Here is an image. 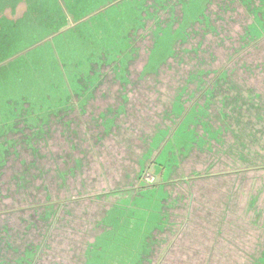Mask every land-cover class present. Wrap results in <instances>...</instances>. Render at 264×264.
<instances>
[{
  "label": "flooded vegetation",
  "instance_id": "af4514ba",
  "mask_svg": "<svg viewBox=\"0 0 264 264\" xmlns=\"http://www.w3.org/2000/svg\"><path fill=\"white\" fill-rule=\"evenodd\" d=\"M253 58L256 57H251V60ZM257 58L261 62L262 57ZM238 73L246 80H240L243 85L230 88V95L234 93L245 98L249 85H254L261 92L253 94L252 102L259 105L257 112L255 106L250 105L253 109L245 108L233 118L238 120V124L233 128L247 132L252 139H244L246 146L234 147L229 152V158L222 157L223 164L213 166L210 171L209 168H203L201 175L189 174L186 165L169 176H166L165 168L158 169L154 161L167 140L163 139L154 152H149V143L154 133H158L155 124L169 126L174 125V122L167 119L166 112L169 107L162 115V105L157 101H153V105L145 98H130V109L123 108L124 114L118 120L112 121V124L105 122V128L101 121L96 119L99 111L96 115L89 112L88 116L91 118L83 119L74 126H70L69 121L66 122V131H61L74 134L75 139L67 138L68 149L64 155L46 150V142L36 140L33 145L34 154L25 157L30 159L19 157L15 160L19 166L15 163V167L12 165V171L5 176L6 183L0 190V222H12L14 225L21 223L22 219L35 218V206L38 200L44 197L42 190L45 187L49 188V196L55 201L54 212L46 223L39 226L36 233L33 229L27 231V240L35 236L33 242L40 246L31 264L61 263L62 255L57 254L55 248L63 242L59 240L55 243V238L61 236V230L75 229L81 223L92 225L93 215H88L92 211L89 212L84 199H99L101 194L111 191H129L130 187H136L143 181L142 177L146 171L154 177L156 169L159 184L152 181L144 188L164 185L165 191H171L173 185L169 183L175 181V184H180L177 180L181 173L184 175L181 177L184 181L201 179L194 187L185 183L183 188L174 185L175 188L191 189L192 195L182 198L181 206L173 210L176 217H171L170 221L176 224V232H170L168 229L163 232L155 231L160 239L166 236V242L154 245L151 264H239L241 255L246 250L243 246L246 244L247 230L255 228L250 225L244 231L234 229L235 217L245 211L249 199L256 196V188L264 182V136L261 134L264 132V112H260L261 108L264 109V71L256 70L249 80L247 73ZM131 86L137 95L149 91L154 93L147 87ZM117 103H120V100H115L112 106ZM186 113L187 110L184 114ZM169 118L174 117L169 115ZM181 119L176 121L173 130L178 127ZM113 138L117 139L114 146L116 155L112 159H106L104 153L108 151H99V147L102 148L103 145L105 148L109 142L114 143ZM236 151L239 155L242 154V158L236 156ZM38 155L46 159L38 160ZM20 160L22 161L19 162ZM134 182L137 183L133 184ZM109 186L115 187V190H109ZM108 208L109 204L108 207H103L104 211ZM80 215L83 216L84 222L80 220ZM186 220L191 221L188 229L182 228ZM211 229V236L203 235ZM72 241L73 238H70L69 243ZM85 241L82 240L81 244L84 245Z\"/></svg>",
  "mask_w": 264,
  "mask_h": 264
},
{
  "label": "rangeland",
  "instance_id": "374dc122",
  "mask_svg": "<svg viewBox=\"0 0 264 264\" xmlns=\"http://www.w3.org/2000/svg\"><path fill=\"white\" fill-rule=\"evenodd\" d=\"M32 3L35 15L20 22L14 30L7 24L5 33L0 37V61L5 62L0 71V135L4 137L8 133L9 140L12 128L26 127L28 130L25 129V132L29 133L22 142L24 145L32 144L38 133L50 121L49 119L58 114L70 115L69 109L73 106L76 107L77 112L70 117L65 116L58 122L57 119L56 121L52 119L54 123L46 127L37 137V140L46 142L45 144L48 145L46 150L64 155L68 149L67 138L75 139L74 134L61 131V129L66 131L67 128L64 126L66 122L69 121L70 126H74L83 119L91 118L88 116L89 112L96 115L99 111L96 119L101 121L105 128V121L118 120L124 114L123 108L130 109V68L126 78L119 76L121 74L119 71L115 73L118 75L116 82L109 75L106 79L107 83L98 85L94 93L96 99L91 100L89 106L88 102L96 81H104L100 79L102 68L112 61L125 58L126 55L130 58L128 53L130 11L134 8V4L130 0H32ZM196 13V6L191 4L186 15L193 18ZM71 22L74 26H70ZM123 44L127 45V48L122 54V50L125 49ZM141 63L142 60L138 59L133 67L139 69ZM124 81L127 82L126 97L119 90V82L124 83ZM81 99H84L83 103ZM116 99H120V103L112 106ZM83 105L88 106L89 110L78 115ZM12 120H15L16 124ZM113 141L114 143L109 142L105 148L103 145L102 148L98 146L99 151L103 152L104 149L108 151L104 153L106 159H112L116 155L114 146L117 139L113 138ZM7 145L9 141H1L0 149L6 148ZM30 154H34V150L22 147L19 157L30 159L25 158ZM19 157L16 159L18 160ZM36 158L46 159L42 155ZM3 160L4 156L0 158L1 164ZM14 163L19 166L18 161ZM13 166L8 164L6 176L12 171ZM147 172L149 171H146L142 180L152 183L157 175V169L153 173L154 177L152 173ZM152 189L143 187L140 191L141 197L134 200L135 211L138 212L139 219L143 220L141 232L147 235L155 231L158 224L157 216L161 212L159 210L161 193L159 190L151 193ZM109 190L114 191L115 187L109 186ZM117 193L116 199L112 196V191L101 194L102 197H98L99 199L97 197L84 199L83 202L89 207V212L92 211L88 215H93L94 220L91 226L81 223L75 229L61 230V236L55 238V243L59 240L63 241L59 246H55L56 253L62 255L59 264H84L88 246L105 232L103 225L107 224L102 218L110 207H114L115 211H124L118 219L125 214V211L130 212V202L133 200V196L130 197V190L124 191L123 193L126 194L123 197L119 192ZM108 204L109 208L104 211L103 207H108ZM79 218L84 222L82 215ZM127 231L129 233H126ZM93 233L95 236H92ZM119 233V246H130V230H126L123 235ZM212 233L213 229L208 233L204 232L203 235L211 236ZM257 233L256 229L247 230L246 244L243 248L246 250L252 248L251 244L256 240ZM70 238H73L71 244ZM82 240H86L85 246L81 244ZM133 241H137L136 237ZM112 247L116 246L112 245ZM103 250L105 249L97 244L93 245L89 252ZM132 250L136 252L138 248Z\"/></svg>",
  "mask_w": 264,
  "mask_h": 264
},
{
  "label": "trees",
  "instance_id": "16d2710c",
  "mask_svg": "<svg viewBox=\"0 0 264 264\" xmlns=\"http://www.w3.org/2000/svg\"><path fill=\"white\" fill-rule=\"evenodd\" d=\"M215 3L226 7L221 10L214 4L208 9L202 17L205 22L190 28L191 32L184 39L170 47L166 64L154 71L142 70L135 74V78L130 71V98L159 102L162 115L169 107L167 119L174 125L156 123L158 133H154L149 143V152L152 153L163 139L167 140L154 161L159 170L166 169V176L174 175L184 165L188 166L189 174L201 175L203 168L210 171L213 166L223 164L222 157L229 158L234 147L246 146L244 139H252L247 132L233 128L238 124L233 118L245 108L253 109V105L257 112L259 105L252 102L253 94L261 92L254 85H249L245 98L234 93L230 95L228 91L243 85L240 80H246L238 72L247 73L249 80L256 70L264 71V0H215ZM251 57L256 58L251 60ZM257 57H262L261 62ZM131 85L150 88L154 93L137 95ZM260 112L263 113L264 109L261 108ZM179 119L182 121L177 122L179 125L173 130ZM261 134L264 136V132ZM237 155L242 158L238 151ZM188 161L192 163L186 164ZM5 176H1L0 190L6 183ZM182 176L183 173L177 180L180 184L169 183L173 185L171 191H165L164 185L151 191L159 190L162 201L155 231L168 229L176 232V224L170 221L171 217H176L173 210L181 206L182 198L192 195V190L181 189L182 185L194 187L201 179L184 181ZM42 191L44 197L35 206V218L22 219L17 225L0 222V264H31L40 246L33 242L35 236L27 240V231L33 229L36 233L37 228L52 216L55 206L49 188ZM190 225L191 221L186 220L182 228L188 229ZM250 225L258 232L256 239L260 238L264 232V182L256 188V196L249 199L245 211L235 217L233 228L244 231ZM155 231L145 242L139 264H151L154 245L166 242V236H160V239ZM261 257L257 251L245 250L239 264H254Z\"/></svg>",
  "mask_w": 264,
  "mask_h": 264
},
{
  "label": "water",
  "instance_id": "95a60500",
  "mask_svg": "<svg viewBox=\"0 0 264 264\" xmlns=\"http://www.w3.org/2000/svg\"><path fill=\"white\" fill-rule=\"evenodd\" d=\"M134 4V8L130 11V51L125 58H121L119 61H112L110 64H107L102 68V76L94 85V90H91V98L88 102V106L91 100L96 99L95 92L100 83H107L106 79L111 75V79L116 82L115 75L118 71L121 72L120 75L123 78H126L129 73V68L132 73V78H135V74L140 71H154L163 66L165 60L169 55L170 47H173L174 43L178 40L184 39L188 33L191 32L192 27L199 26L201 23L205 22L202 19L205 12L214 7V4L221 10H224L226 5L222 3H215V0H130ZM32 0H0V37L5 33L7 24L14 28L22 21L26 19H31L35 14H33L34 9L32 8ZM191 4L196 6L197 13L193 18H190L186 15V12L190 9ZM181 24L179 25V23ZM72 23V22H71ZM70 26H74V23ZM122 46H125L124 44ZM122 50V54L126 51ZM1 52V44H0ZM138 59L142 60V63L137 69L133 67ZM2 61V62H1ZM0 61V71L3 65H5L4 60ZM92 71V70H91ZM104 73V74H103ZM119 90L121 94L126 97V85L127 82H119ZM92 88V89H93ZM126 99V98H125ZM117 101L120 99H116ZM81 103L84 102V99H81ZM88 106H82L80 113L89 110ZM76 107L71 106L69 110L70 115H56L49 119L50 121L46 123L43 127V130L38 133H43L44 129L54 123L52 119L57 122L58 120H63L65 116L70 117L74 112ZM84 108H87L84 110ZM16 124L15 120H12ZM106 123L112 124V121H105ZM25 129L28 128H12L10 131V138L8 140V133L0 135L1 141H9V145L6 148L0 149V158L4 156L3 163H0V179L3 174L6 173L8 169V164L12 166L14 161L21 152L22 147L33 150V145L35 144L36 139L32 144L24 145L22 142L24 137L27 136L29 132H25ZM2 152L4 154H2ZM11 168V167H9ZM153 169V167H152ZM12 170V168H11ZM159 176H155L154 183L159 184ZM146 182L140 181L136 187H130V197L133 196L132 202H130V212L125 214L118 219L120 214H123L124 211H115L114 207L105 213L102 220L106 221L107 225L105 227V232L101 233V236L95 240L92 244L88 246V251L85 254L84 264H139L140 258L143 254L145 242L151 234L142 233L141 225L143 220L139 219L138 212H136L134 200L141 197V189L146 186ZM137 188V190H135ZM124 191L128 190H118L113 192L112 196L115 197L116 193L119 192L121 197L126 193ZM133 191V192H132ZM118 194V193H117ZM116 199V197H115ZM101 220V221H102ZM158 221V218H157ZM121 230V231H120ZM126 230H130V246L129 245H120L118 241L120 238V233L123 235ZM136 232V236H135ZM126 233H129L128 231ZM137 241H133V238ZM100 240V241H99ZM115 243V244H114ZM97 244L101 245L105 250L103 251H91L89 250L92 246ZM115 245L116 247H112ZM252 248L250 250L257 251L262 257L257 260L254 264H264V232L261 237L256 239L251 244ZM132 248H138L136 252H133Z\"/></svg>",
  "mask_w": 264,
  "mask_h": 264
}]
</instances>
